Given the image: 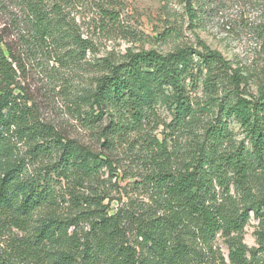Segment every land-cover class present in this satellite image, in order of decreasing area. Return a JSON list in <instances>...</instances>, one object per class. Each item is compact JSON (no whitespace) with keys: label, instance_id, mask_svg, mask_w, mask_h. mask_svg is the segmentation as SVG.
Wrapping results in <instances>:
<instances>
[{"label":"trees","instance_id":"1","mask_svg":"<svg viewBox=\"0 0 264 264\" xmlns=\"http://www.w3.org/2000/svg\"><path fill=\"white\" fill-rule=\"evenodd\" d=\"M4 1L24 10L31 28L20 36L24 52L48 42L62 51L59 62L81 65L91 45L63 29L60 17L40 1ZM17 61L0 47V264H209L218 235L226 240L227 264H264V193L256 190L264 183V89L249 98L240 88L242 76L219 52L204 45L166 54L128 51L120 62L95 64L97 76L80 98L78 117L93 129L108 117L101 130L105 144L141 129L158 105L172 116L170 133L190 137L179 166H173L166 139L155 142V152H146L150 169L142 184L150 190L152 209L110 216L82 209L86 201L72 190L68 199L54 191L60 179L79 184L110 166L88 148L63 142L51 128L31 125L10 91ZM200 87L208 95L203 106L191 97ZM230 121L239 126L242 140H234ZM21 137L32 142L30 152L54 162L29 175L15 156L14 141ZM60 203H68L73 216L60 217ZM250 213L260 222L254 248L243 243ZM80 223L88 231L79 229ZM11 228L24 236L5 240Z\"/></svg>","mask_w":264,"mask_h":264},{"label":"rangeland","instance_id":"2","mask_svg":"<svg viewBox=\"0 0 264 264\" xmlns=\"http://www.w3.org/2000/svg\"><path fill=\"white\" fill-rule=\"evenodd\" d=\"M36 1H40L51 16L62 19L63 29L78 33L90 43L91 50L86 51L81 65L59 62L62 51L50 47L48 42L36 44L24 52L20 36L29 35L31 28L24 10L4 0H0V47L18 60L19 65L13 64L16 73L10 91L25 108L31 125L38 131L51 128L63 142L74 141L109 164L110 168L102 167L93 179L79 184L60 179L54 186V191L65 199L69 198L70 190L84 199L86 204L82 203V209H101L108 216L120 211L139 214L152 209L150 190L142 184L144 174L150 169L146 152L149 148H154L155 152V142L166 139V150L176 167L190 146L187 133L171 134L166 128L172 116L162 105L156 106L141 129L112 144H105L101 130L109 118L103 116L93 129L78 117L80 98L97 76V62L104 59L120 62L128 51L155 50L166 54L179 47L201 50L204 45L219 52L229 62L231 70L242 76L240 88L249 98L256 97L264 89V0ZM108 11L116 12V15H110ZM32 49H35L33 53ZM228 74L231 75V71ZM191 97L198 106H203L208 95L200 87L191 93ZM81 110L87 112L88 108L83 106ZM229 129L234 140L243 139L235 121L229 122ZM14 143L15 156L24 161L29 175L54 162L50 156L30 152L32 142L25 137ZM256 190L264 193V183L257 185ZM60 204L56 209L60 217L73 216L68 203ZM249 215L243 243L254 248L260 222L252 213ZM79 229L88 231V226L80 223ZM6 234L5 240L8 235L24 236L16 228ZM132 240L130 243L134 244ZM3 246L0 240V248ZM211 248L209 264H227L228 249L222 236H216Z\"/></svg>","mask_w":264,"mask_h":264}]
</instances>
